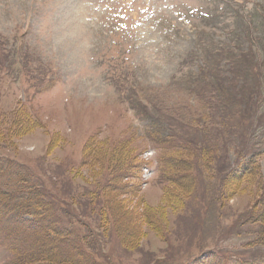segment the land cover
Masks as SVG:
<instances>
[{
    "label": "rangeland",
    "instance_id": "obj_1",
    "mask_svg": "<svg viewBox=\"0 0 264 264\" xmlns=\"http://www.w3.org/2000/svg\"><path fill=\"white\" fill-rule=\"evenodd\" d=\"M0 158L88 235L73 264H264V0H0Z\"/></svg>",
    "mask_w": 264,
    "mask_h": 264
},
{
    "label": "trees",
    "instance_id": "obj_2",
    "mask_svg": "<svg viewBox=\"0 0 264 264\" xmlns=\"http://www.w3.org/2000/svg\"><path fill=\"white\" fill-rule=\"evenodd\" d=\"M146 117L149 116L146 115ZM149 119L151 121L150 117ZM152 124L156 125V121ZM14 134L16 132L11 130L8 136H2V134L1 137L6 140L13 137ZM191 149L192 152H190ZM193 152L194 146L189 143L172 149L167 159L161 162L163 164L162 175L167 177L171 171L173 172L172 179H175L174 184L190 187L193 175L185 169L182 171H174V169L189 161V163H193L195 158L191 157L195 154ZM249 157L246 158L247 161ZM0 161H2L0 162V235L11 251V260L7 264H35L40 261H46L45 263L48 264H73L76 260L81 259L83 250L82 252L78 250L79 255L74 256L73 254L74 251L82 248L88 235L81 233V229L77 225L72 227V223L61 217L51 201L47 199L41 185L34 180L29 172H25L23 165L15 164L9 159L2 158L1 160L0 158ZM248 162L239 165L240 169L232 168L227 175H224V185L227 188L230 187L229 184L234 185L232 188H238L237 184L246 180L248 174L256 173L260 166L259 162H255L253 158ZM165 164L166 166H164ZM136 167H139V164ZM14 169L18 170L15 184L19 183V186L12 183V186L5 187L6 177ZM129 170L130 167L124 168L123 164H119V167L113 169L111 173L113 185H110L113 188L107 189H116L119 192L128 189L127 184L121 186V181L130 175ZM189 178L191 180L188 181ZM226 178L227 180H225ZM234 180L237 182L234 183ZM187 182L189 183L186 184ZM258 183L264 185V179ZM13 186L17 188H12ZM258 204L261 205L262 210L264 208V193ZM262 217L264 220V215ZM64 220L67 222L64 223ZM147 223L153 224L154 222L151 220ZM258 244L264 246V234L260 236Z\"/></svg>",
    "mask_w": 264,
    "mask_h": 264
}]
</instances>
